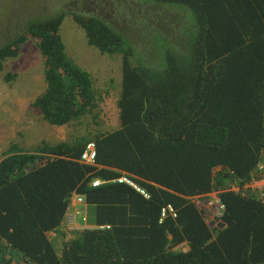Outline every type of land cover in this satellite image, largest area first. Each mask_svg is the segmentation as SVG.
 <instances>
[{"label": "trees", "instance_id": "16d2710c", "mask_svg": "<svg viewBox=\"0 0 264 264\" xmlns=\"http://www.w3.org/2000/svg\"><path fill=\"white\" fill-rule=\"evenodd\" d=\"M122 2L124 20L137 12L127 4L156 17L148 7L162 17L173 6L186 19L193 15L181 6L194 14L179 30L186 40L160 49L161 67L134 63V47L109 9L115 0L68 4L0 48L1 71L28 38L37 41L47 87L34 104L59 126L99 116L91 74L65 50L67 16L85 29L89 45L122 55L123 70L119 128L74 143L44 142L34 153L16 143L4 152L0 264H264V203L232 189L264 162V0ZM89 142L97 146L96 164L81 161ZM123 171L151 197L112 181ZM95 178L106 182L94 187ZM213 192L227 207L214 226L200 204ZM78 195L95 206L96 224L72 235L60 227ZM169 204L177 216L161 221ZM55 232L64 238L61 248Z\"/></svg>", "mask_w": 264, "mask_h": 264}, {"label": "rangeland", "instance_id": "374dc122", "mask_svg": "<svg viewBox=\"0 0 264 264\" xmlns=\"http://www.w3.org/2000/svg\"><path fill=\"white\" fill-rule=\"evenodd\" d=\"M77 1L79 0H0V48L25 32L34 20L50 18L65 10L71 3L73 8L80 9ZM121 1L115 0V6L110 5L109 9L111 15H116L115 24L122 29L121 34L125 39L129 38L128 42L134 47V63L144 62L153 68L161 67L164 64L165 50L161 53L160 49L163 51V45L170 39L180 41V38H185V35L180 36L179 30L186 24L184 20L189 22L193 17L195 19L194 14L188 7L181 6L193 15L190 20L186 19L184 13L173 9L180 7L173 6L172 10L162 17L165 13L163 10L161 12L148 7L151 12L158 14L156 17L147 14L143 6L127 4L131 9L137 8V12L134 18L129 15L124 20L122 14H127V11L122 6L125 2ZM60 34L68 59L77 67L89 72L94 80L99 104L96 111L99 116L95 119L93 113H89L78 121L62 126L51 124L44 119L41 109L34 104L47 87L44 60L37 41L28 38L19 55L6 59L4 68L0 71V159L14 143L25 151L34 153L44 142L50 145L61 142L74 143L82 136L92 137L121 126L118 100L123 78L122 55L102 54L99 49L89 45L85 29L71 16L64 19ZM9 73L15 75L10 81L6 78ZM207 199L199 203L207 212V221L215 224L206 207ZM77 207L79 211H75L73 207L69 209L60 229L66 228L70 215L79 218L80 222L88 226H95V206H89L90 212L86 211L87 204H78ZM83 216H87L86 222L82 221ZM57 238L59 239L54 238V242L61 248L64 238ZM12 264L27 263L13 261Z\"/></svg>", "mask_w": 264, "mask_h": 264}, {"label": "built area", "instance_id": "2783aa9c", "mask_svg": "<svg viewBox=\"0 0 264 264\" xmlns=\"http://www.w3.org/2000/svg\"><path fill=\"white\" fill-rule=\"evenodd\" d=\"M96 158H97V146L95 142H89L86 146V149L84 150L81 161L89 164H96ZM113 182H119V183H126L133 188H135L138 192H140L142 195H144L146 198H150V193L140 186L133 176L127 172H122V175L114 180ZM106 181L101 180L100 178H95L92 181V185L94 187L100 186L101 184L105 183ZM239 183V182H237ZM233 190H236L237 192H241L243 195L247 194H255L257 196V199L264 203V162L259 163L256 171L252 174L250 182L245 183L244 185L236 184L232 188ZM76 201V203L84 204L85 200L82 196H75L73 203ZM206 207L208 208V212L212 216L213 220L216 223V217L223 214L227 207L226 204L221 200V197L219 196L218 192L210 193L206 202ZM167 213H170L174 217L177 216V213L172 205H167L162 209V218L167 215ZM84 221H87V216L83 217ZM67 230H73L74 223H75V216L70 215L67 218ZM87 229L83 228L82 230Z\"/></svg>", "mask_w": 264, "mask_h": 264}, {"label": "crops", "instance_id": "0c3cea01", "mask_svg": "<svg viewBox=\"0 0 264 264\" xmlns=\"http://www.w3.org/2000/svg\"><path fill=\"white\" fill-rule=\"evenodd\" d=\"M2 160V158L0 159V161ZM234 191H236V190H234ZM237 192V191H236ZM79 203H76V201L72 204V206L71 207H73V209L75 210V211H79V208L77 207V205H78ZM85 204V203H84ZM83 204V205H84ZM86 206V205H85ZM88 207L86 208V211L88 210V212H90V205H87ZM70 207V208H71ZM94 211V210H93ZM76 218V217H75ZM82 221L83 222H85L84 221V219H83V217H82ZM92 227H95V226H92ZM91 226H88L86 223H82V222H80V220H79V218H76V220H75V223H74V228L75 229H73V230H71V232H72V235L74 234H76V233H74L75 231H81L83 228H92ZM62 232H64L66 235H70V234H67L64 230H61ZM53 235L54 236H56L55 238L56 239H59V238H57V237H60L61 238V236L62 235H60V233H57V232H55V233H53ZM63 237V236H62Z\"/></svg>", "mask_w": 264, "mask_h": 264}, {"label": "water", "instance_id": "95a60500", "mask_svg": "<svg viewBox=\"0 0 264 264\" xmlns=\"http://www.w3.org/2000/svg\"><path fill=\"white\" fill-rule=\"evenodd\" d=\"M213 224H214V223H212V226H214Z\"/></svg>", "mask_w": 264, "mask_h": 264}]
</instances>
